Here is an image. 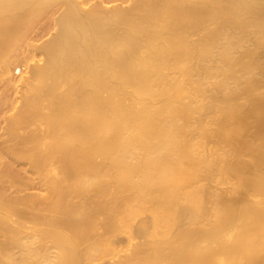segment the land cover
Instances as JSON below:
<instances>
[{"label":"bare ground","instance_id":"1","mask_svg":"<svg viewBox=\"0 0 264 264\" xmlns=\"http://www.w3.org/2000/svg\"><path fill=\"white\" fill-rule=\"evenodd\" d=\"M121 1L0 0V264H264V0Z\"/></svg>","mask_w":264,"mask_h":264},{"label":"rangeland","instance_id":"2","mask_svg":"<svg viewBox=\"0 0 264 264\" xmlns=\"http://www.w3.org/2000/svg\"><path fill=\"white\" fill-rule=\"evenodd\" d=\"M76 1L80 2L81 7L86 8V10L90 9L91 6L92 7L95 6V3L98 4L100 1L103 2L102 4L100 2L101 6L103 8H106V9L107 8L108 9H113V7L121 8L123 6L127 7V5L129 6V2H130L129 1V2H125L124 3L121 0H119L120 2L118 0L117 1L116 0L115 1H113V0H109V1L108 0H98V1L97 0H86L88 2H86L85 0H76ZM104 1H106V2H104ZM84 8H82V9H84ZM61 10H64L63 6H60V5L59 6H54V7L50 8V10H48L47 14L45 13L44 15H42L43 18L42 17L38 18L36 24L30 30H28L26 32V34L24 35L25 39L23 38L21 40V42H19V44H18V46L16 48V52L13 53V55L17 56L16 57V61H15L16 65H12L11 66L12 68L10 69V73L7 76H9L8 78L11 77L12 80H15V81L17 80L16 83H18V84H17V86H15V88L12 86L14 88L13 89L10 86H6V83L4 82L5 79L3 81H1L0 82V100H2L1 99L2 97L3 98H8L9 97L8 98V103H10L11 101H14L13 103H15V104H14V106L12 108L10 107V109L9 108L6 109V110L4 109L5 111H3V113L1 114V116H2V118L4 120L0 117V122H1L0 126L1 127L4 126L3 124L5 123V117H8V116L12 115L16 111L15 108L18 106V104L20 102L21 93H22V90H23L22 89L23 87L20 88L23 85V79H25L26 76L28 77V75H29L28 73L30 72L31 68H33L35 65H41L43 63V58L44 57H43V53H42L40 45H43L44 42H47V40H49L53 36V34L55 33V31H56L55 30L56 26H54L55 25V20L61 14L60 13ZM45 17H47V18H45ZM20 81H22V83ZM1 87H2V89H1ZM7 87L8 88L10 87L11 89L9 88L10 89L9 90ZM6 91H9V92H6ZM3 95H5V96H3ZM2 121H4V122L2 123ZM210 126H211L212 129L215 128L213 124L209 125L208 127L210 128ZM0 131L2 132V128H1ZM217 141L220 142V140H217ZM228 180H232V179L230 178ZM228 180H226V181H228ZM223 181H219L218 182V184L220 183L219 185L215 181H213L214 183L211 182L209 184L210 185L209 186L210 187V191H213V188L215 187L216 189L220 188L219 191H222V192H226V190L224 191V189H227V192L229 191V194H230L229 197L232 196L231 193H230L231 191H233L232 194L233 193L235 194L236 193V191H235L236 187H234L235 183L229 184L231 181L229 183H227L225 180H223ZM33 183L36 184V182H33ZM33 183L32 182L29 183V184H31V187H32ZM204 183H206V182H204ZM208 183L209 182H207L206 184L208 185ZM212 183H213V185H211ZM222 183H227V185L229 184V186H227L226 184H222ZM214 184L217 185V186H214ZM36 186H37V184L35 186H33V188L28 187L29 189H27V187H26V189L23 192L27 194L28 191H29V194L34 192V194H36V193H37V195L39 194L38 196H41V195L44 196L46 194L45 191L41 190V189H38V186L37 187ZM211 186H214V187L212 188ZM229 187H230V189H233V187H234L235 190L234 189L230 190ZM211 188H212V190H211ZM31 189H33L34 191L33 190L31 191ZM215 191H217V190H215ZM219 191H217V192L219 193ZM220 194H222V193H220ZM222 195H226V193L225 194L223 193ZM226 197L229 198L228 197V193L225 196V198ZM247 199H252V198L250 197V195H247Z\"/></svg>","mask_w":264,"mask_h":264}]
</instances>
